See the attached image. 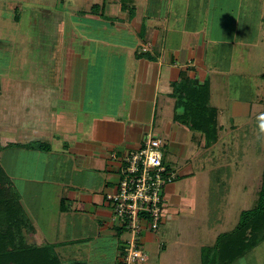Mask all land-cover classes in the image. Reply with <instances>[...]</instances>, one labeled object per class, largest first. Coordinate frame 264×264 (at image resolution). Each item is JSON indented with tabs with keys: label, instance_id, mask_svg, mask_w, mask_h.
Segmentation results:
<instances>
[{
	"label": "crops",
	"instance_id": "obj_1",
	"mask_svg": "<svg viewBox=\"0 0 264 264\" xmlns=\"http://www.w3.org/2000/svg\"><path fill=\"white\" fill-rule=\"evenodd\" d=\"M79 1L86 9L60 24L62 44L46 79L0 81V165L31 225L27 243L52 247L61 264H123L122 234L105 199L120 176L119 155L150 134L161 139L177 178L191 173L190 162L210 147L174 120L173 85L181 76L207 78L211 99L209 75L235 57L221 25L232 11L223 12L224 0ZM93 4L100 8L87 10ZM213 106L220 142L238 110L231 112L233 101ZM33 138L48 147L27 146ZM175 182L165 197L168 218L191 211ZM159 230L143 231L147 260L138 264H197L189 251L202 242Z\"/></svg>",
	"mask_w": 264,
	"mask_h": 264
},
{
	"label": "rangeland",
	"instance_id": "obj_2",
	"mask_svg": "<svg viewBox=\"0 0 264 264\" xmlns=\"http://www.w3.org/2000/svg\"><path fill=\"white\" fill-rule=\"evenodd\" d=\"M261 2L224 0L223 12L232 11V14L228 13L227 21L221 25L224 38L235 42L234 55L230 54L229 58L235 57L230 63L222 60L216 69L218 72L209 75L210 101L222 108L233 101L231 112L234 107L238 112L231 117L230 124L235 128L225 125L228 128L221 141L208 146L192 162L189 160L191 173L173 181L179 180L182 184L183 201L191 211H181L170 218L164 216L160 223V237H175L180 233L194 239V243L204 244L200 251L196 246L190 248L193 263H219L216 251L208 247H214L219 234L236 227L240 212L252 207L258 195L264 156V129L261 128L264 103L260 101L264 97V81L258 76L264 71ZM82 3L79 0H0V81L46 79L48 66L54 64L57 56L53 49L62 44L58 28L62 22H68L66 14L86 9L87 5ZM87 10L91 11V7ZM215 29L210 28L209 38ZM29 143L41 142L33 138ZM166 152L162 149L163 162L173 167ZM169 185L164 188L167 198ZM121 234L124 245L129 233L122 231ZM232 264H264V240Z\"/></svg>",
	"mask_w": 264,
	"mask_h": 264
},
{
	"label": "trees",
	"instance_id": "obj_3",
	"mask_svg": "<svg viewBox=\"0 0 264 264\" xmlns=\"http://www.w3.org/2000/svg\"><path fill=\"white\" fill-rule=\"evenodd\" d=\"M98 4L91 6L95 12ZM264 81V71L260 73ZM174 120L204 136L205 147L214 144L218 138L217 109L209 100V81L199 82L188 76H181L174 83ZM264 103V97L261 100ZM27 146L46 149L43 143ZM1 148V145H0ZM31 225L25 217L17 193L0 165V264H61L52 247L36 246L26 242L23 235ZM264 240V156L261 183L252 207L240 212L236 227L217 237L214 247L218 264H232L246 251Z\"/></svg>",
	"mask_w": 264,
	"mask_h": 264
},
{
	"label": "built area",
	"instance_id": "obj_4",
	"mask_svg": "<svg viewBox=\"0 0 264 264\" xmlns=\"http://www.w3.org/2000/svg\"><path fill=\"white\" fill-rule=\"evenodd\" d=\"M142 50H148V46L144 45ZM161 142L158 136L147 134L139 147L124 150L118 158L121 161L118 182L105 195L111 209L110 223L129 233L122 245L123 264L146 262L142 233L159 229L164 217V188L178 176L176 170L163 162Z\"/></svg>",
	"mask_w": 264,
	"mask_h": 264
},
{
	"label": "clouds",
	"instance_id": "obj_5",
	"mask_svg": "<svg viewBox=\"0 0 264 264\" xmlns=\"http://www.w3.org/2000/svg\"><path fill=\"white\" fill-rule=\"evenodd\" d=\"M261 128L264 129V124H261Z\"/></svg>",
	"mask_w": 264,
	"mask_h": 264
}]
</instances>
